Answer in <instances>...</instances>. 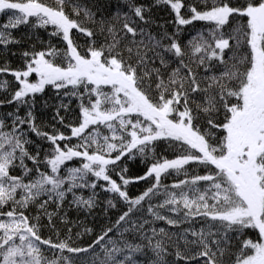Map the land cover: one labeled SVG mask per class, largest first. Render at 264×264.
<instances>
[{
  "label": "snow or ice",
  "instance_id": "obj_1",
  "mask_svg": "<svg viewBox=\"0 0 264 264\" xmlns=\"http://www.w3.org/2000/svg\"><path fill=\"white\" fill-rule=\"evenodd\" d=\"M157 5L173 14V32L152 19ZM0 14L5 52L21 44L13 36L20 26L51 27L49 35L64 42L63 49L23 51V69L0 66L16 83L0 99V108L13 106L0 113V264H264V0H118L111 16L99 18L79 0H0ZM81 14L93 27L74 18ZM196 22L205 29L182 44L183 27ZM49 85L79 102L76 125L60 115L63 101L53 116L69 135L37 123L36 97ZM8 90L9 81L0 80V92ZM30 135L49 145L43 154ZM161 140L175 158L154 159L142 176L117 171L126 156L154 157ZM74 159L79 166H69ZM189 165L205 173L189 176ZM169 175L184 178L163 184ZM149 178L151 186L129 197V183ZM98 186L128 205L112 227L85 247L71 246L70 236L41 237V215L55 229L53 216L68 195L91 210ZM86 189L91 195L77 194ZM146 200L152 219L134 220ZM33 207L38 214L26 215Z\"/></svg>",
  "mask_w": 264,
  "mask_h": 264
},
{
  "label": "trees",
  "instance_id": "obj_2",
  "mask_svg": "<svg viewBox=\"0 0 264 264\" xmlns=\"http://www.w3.org/2000/svg\"><path fill=\"white\" fill-rule=\"evenodd\" d=\"M189 2L195 1L196 0H188ZM44 2L51 4L52 0H44ZM79 2L91 9L93 12L96 13L97 18L103 14L104 16H111L113 11L117 8V2L118 0H79ZM144 2H149V0H144ZM187 3V1H185ZM162 5H157L153 8L152 11V19L156 23H162L165 24L166 30L171 33L174 30V26L170 23V20H167L168 16L166 17V12L164 10V13L161 11ZM100 9V11H97V9ZM70 11V9H66ZM79 20H81L85 26L87 27H93L92 24L88 23L87 21L84 20L83 15L81 14L80 17H74ZM26 27V26H25ZM21 27L13 31V36L17 38H21L22 42L19 45H9V51L5 52L0 46V66L5 65L7 62V65L11 67L12 69H23L24 68V59L21 57V53L23 51H40L44 50L47 48L49 44L55 46L58 49H63L64 48V42L62 40H57L54 38H51L50 35L44 30L40 32H36L32 29ZM117 27L119 28V24H117ZM24 30H23V29ZM205 28H202L201 31H203ZM151 31L155 34L160 31V29L156 27H152ZM199 30H193L188 35H183L179 36V39L182 44L186 43L190 36L194 35L196 32ZM73 36L76 42L81 46V50L83 49L84 45V40L82 37L77 36L75 30H73ZM187 36V37H186ZM29 37H31L29 39ZM54 39V40H53ZM34 45V48H33ZM244 49H241L243 51ZM15 52L16 55H12L11 53ZM127 55V54H125ZM59 62V61H58ZM1 78H6L8 79L12 84L10 86V90L8 93L5 92H0V99H8L9 98V93L16 88V83L14 82V78L11 75H0ZM31 80H35L36 76L33 75L30 77ZM55 93H57L55 91ZM53 93H52V87L49 85L45 88V92L43 94H38L36 97V107L34 109V114L37 117V123L41 125L42 130L44 131H51L52 126L54 125L56 128H58L60 131L64 132L65 135H69V130L67 128H64L62 126H57V121L53 120V116L55 115V110L56 107L58 106L57 101H52L53 98ZM44 101H47V106H45ZM13 106L11 105H6L3 108H0V113L6 112V111H11ZM24 109L21 111V115H23ZM61 116H63V113H60ZM65 124H68L66 120L64 119ZM31 140L35 142V144H40L42 148V154H43V149L48 148L49 145L38 138H36L33 135H30L29 137ZM35 144L33 145H28L27 147L29 148V151H34ZM155 148L156 152L160 154L159 156H164V157H169V153L167 152V147L166 150L162 149V142L158 141L155 142ZM164 150V151H161ZM158 156V155H157ZM158 156V157H159ZM158 157L156 159H158ZM150 161L151 160H147ZM123 163V162H122ZM127 162H125L126 164ZM29 167H31V162H28ZM151 164V163H150ZM149 162H145V165L143 163H133V166L130 167L128 164L126 165L127 167V172L124 173V175L128 178H133L137 176H142L146 173L148 167L150 166ZM18 171V170H17ZM119 171V169H117ZM18 172H14L13 174H17ZM112 176L114 179L117 178L115 173H112ZM170 181L172 182L171 176H167V178L163 179L162 181ZM119 182V180H118ZM152 178H149L148 180H141L139 182L135 183H129L127 185V192L129 197L135 198L141 195L149 186L152 184ZM103 183V182H101ZM107 198L103 199L105 202L101 201L103 205H99L100 209L93 211L92 213H89L85 210H81L80 212H76L75 210H71L68 208H63L59 211L58 215L53 218L52 224L55 225V229L52 227L50 228L49 226H46L47 232H49V236H57L58 234H63L64 238L60 239L59 241L65 240L67 237H71L70 240H75L71 243H69L71 246L74 247H85L89 244H91L94 239L101 234L103 229L107 228L109 226L110 220L109 216L106 214L110 210L115 213V218L116 220L118 219L119 215H121L124 211L127 210L128 205L122 201L119 197H117L115 194L107 192ZM101 198H104L103 196H100ZM99 198V199H101ZM68 200V199H67ZM65 200V202H67ZM112 200L113 203L116 205L115 208H112L108 205V201ZM69 201V200H68ZM119 201V202H118ZM145 202H142L143 206ZM66 204V203H65ZM104 204L106 207H104ZM140 207V206H138ZM36 211L33 210V213ZM59 216V217H58ZM61 217H64V220H61ZM114 217V214H113ZM49 223V222H48ZM69 229H72L71 232H69ZM91 231H87V230ZM250 236H254V233L249 232ZM46 239L44 236L42 237ZM51 238V236H50ZM56 242V241H55ZM76 242V243H75ZM233 243H238V241H233ZM65 255H71L68 254L65 251ZM51 257V255L49 256Z\"/></svg>",
  "mask_w": 264,
  "mask_h": 264
},
{
  "label": "rangeland",
  "instance_id": "obj_3",
  "mask_svg": "<svg viewBox=\"0 0 264 264\" xmlns=\"http://www.w3.org/2000/svg\"><path fill=\"white\" fill-rule=\"evenodd\" d=\"M88 1V0H87ZM185 1H187V3L186 4H188V3H195V1H192V2H189L188 0H185ZM46 3V2H45ZM163 7L161 8V11L162 10H164L165 12H166V17L168 16V18H167V20H170V21H172L173 20V14L171 13V11H170V9L167 7V6H165V5H162ZM197 6L199 7V4H197ZM164 11H162L163 13H164ZM182 14L183 15H188V13H187V11H186V9H183L182 10ZM6 22V15H3V14H0V24H2V23H5ZM172 24V23H171ZM173 25V24H172ZM21 27H25V26H20L19 28H21ZM27 28H29V29H32V30H34V31H36V32H40V31H46L48 34L52 31V29H51V27H49V28H47V29H33V28H31V27H29V26H26ZM25 27V28H26ZM206 27V25L203 23V22H196L195 24H193V25H187V26H184L183 27V31L180 33V37L181 36H183V35H188V33H190L191 31H193V30H199V31H201L202 30V28H205ZM24 28V29H25ZM23 29V28H22ZM23 29V30H24ZM14 31V30H13ZM51 38H54V39H57V40H61L59 37H52V36H50ZM187 37V36H186ZM53 39V40H54ZM0 80H7V81H9L8 79H6V78H1ZM11 82L9 81V88H10V86H11ZM10 90V89H9ZM9 90H8V92H9ZM55 91L56 90H54L53 88H52V93H53V96H52V98H53V100L52 101H56V100H58L57 101V104L59 105L60 103H61V101H63V103H65V104H67L68 105V108H67V110L65 111V110H63V109H61V111H60V113H63L64 115H63V117H64V119L66 120V122L68 123V124H72V125H76L78 122H79V118H80V111H79V107H78V100L76 99V98H70V97H67V96H59V95H57V93H55ZM61 91V93L63 92V91H65V90H60ZM8 92H5V93H8ZM57 108V107H56ZM21 111H22V109H21ZM56 111V110H55ZM58 123V122H57ZM57 126H61L59 123L57 124ZM101 132L103 133V134H105V135H107V134H109L108 133V131L106 130V129H104L103 127H101ZM75 142H76V140L75 139H73ZM158 142V141H157ZM161 142H162V149H164V150H166V147H167V152L170 154L169 155V157H168V159H173V158H175V156L177 155V153L175 152V151H173L171 148H169V146H168V144L165 142V141H163V140H161ZM155 147V146H154ZM164 150H161V151H164ZM113 155H115V154H113ZM160 155V154H158L157 152H156V148H155V154H154V157L152 156V155H149L147 158H142V157H140L139 155H136L135 156V158L134 159H130L129 157H124V162L122 163V161H119L118 162V166H117V169H120V168H124V167H126V165L128 164L130 167H132L133 166V163L135 164V163H143V165H145V162H149V164L150 163H152L153 162V160L154 159H156L158 156ZM161 157H164V156H159L158 157V159H160ZM167 158V157H166ZM147 160H151V162L150 161H147ZM125 162H127L126 164H125ZM69 166H79V160H76V159H74L73 161H71V162H69ZM134 167V166H133ZM187 168H188V172H189V176H191V175H194V174H196V173H198L199 174V172H201L202 174L201 175H203L204 173H205V169L203 168V167H199V168H196L194 165H189V166H186ZM127 168V167H126ZM19 171V170H18ZM17 174H19V173H17ZM169 176H171V177H174V179L175 180H173L174 182L175 181H177V180H179V179H183L184 177L183 176H179V177H176L175 175H169ZM163 184H166V185H171L173 182H170V184H167V181L166 182H162ZM96 191V193H97V196H96V206L94 207V208H92L91 210H88V209H83V210H85V211H87V212H89V213H92L93 211H96V210H99L100 209V204L101 205H103L102 203H101V201H103V202H105L103 199H105V198H107L108 196H107V192L106 191H102L101 189H100V187L98 186L97 187V189L95 190ZM77 194L78 195H84L85 197H87V196H89V195H91V190H89V189H86V190H83V192H80L79 190H78V192H77ZM100 196H103L104 198H101ZM99 198H101V199H99ZM69 201H68V200ZM67 202H64V204H63V206H62V208L61 209H63V208H68V209H71V210H75L76 212H80L81 210H82V208H78V207H76L75 205H72L70 202H71V200H72V196H71V194H69L68 195V197H67ZM160 199H162V197H157V198H155L154 200H153V203H158L159 202V200ZM119 202V201H118ZM66 203V204H65ZM146 206H147V200H146V205L144 206V211L143 212H135L134 213V215H133V219L135 220V219H138V218H140V217H142V218H144V219H148V220H151L152 218L147 214V211H146ZM104 207H106L105 206V204H104ZM60 209V210H61ZM33 210H35L36 212L35 213H33ZM59 210V211H60ZM48 211L49 212H54V211H56V206H55V204H50L49 205V208H48ZM25 214L26 215H29V216H36L38 213H37V210L33 207L30 211H26L25 212ZM108 216H109V220H110V223H109V226L108 227H112L115 223H116V218H115V213H113V211L112 210H110L108 213H106ZM113 214H114V217H113ZM58 215V214H57ZM57 215H54L53 216V218L55 219V217L57 216ZM59 217V216H58ZM61 220H64V219H60V221ZM49 221H48V219L45 217V216H43V215H41L40 216V225H41V227H40V232H39V234L41 235V237H45L46 239H48V238H50V236H49V232H47V230H46V226H49V223H48ZM155 227H167L163 222H156L155 223V225H154ZM50 227V226H49ZM107 227V228H108ZM149 226L148 225H145V229H147ZM51 228V227H50ZM106 229V228H105ZM104 230V229H103ZM173 231H175L174 229H173ZM102 233V232H101ZM109 236H112L114 239L116 238V236L113 234V233H109ZM129 239H131V236H129ZM73 241H75V240H73ZM72 240H69L68 242L69 243H71V242H73ZM76 243V242H75ZM239 246V242L238 243H236V245H234L231 249H230V251H232V252H234L235 250H236V248ZM97 251H99V246H97ZM46 255H48V256H50L51 255V253L50 252H46L45 253ZM81 255H83V254H81ZM51 258V257H50ZM225 259H227V255H226V257H225Z\"/></svg>",
  "mask_w": 264,
  "mask_h": 264
},
{
  "label": "bare ground",
  "instance_id": "obj_4",
  "mask_svg": "<svg viewBox=\"0 0 264 264\" xmlns=\"http://www.w3.org/2000/svg\"><path fill=\"white\" fill-rule=\"evenodd\" d=\"M16 172H18V171H16ZM16 172H15V173H16ZM199 174H202V173L199 172ZM71 230H72V229H71ZM50 236H51V239H52L54 242H55V241H56V242L59 241V238H60V239H63V238H64L63 234H61V233L58 234L57 236H52V235H50ZM234 245H236V243H233V246H234Z\"/></svg>",
  "mask_w": 264,
  "mask_h": 264
}]
</instances>
